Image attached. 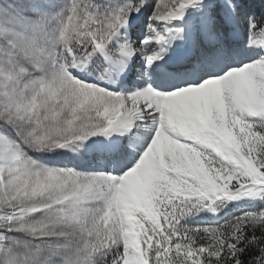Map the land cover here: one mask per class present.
I'll return each mask as SVG.
<instances>
[{
    "label": "snow or ice",
    "instance_id": "snow-or-ice-1",
    "mask_svg": "<svg viewBox=\"0 0 264 264\" xmlns=\"http://www.w3.org/2000/svg\"><path fill=\"white\" fill-rule=\"evenodd\" d=\"M0 264H264V0H0Z\"/></svg>",
    "mask_w": 264,
    "mask_h": 264
}]
</instances>
